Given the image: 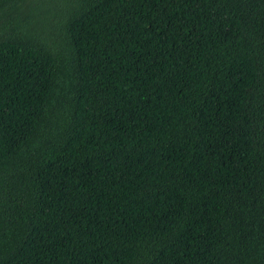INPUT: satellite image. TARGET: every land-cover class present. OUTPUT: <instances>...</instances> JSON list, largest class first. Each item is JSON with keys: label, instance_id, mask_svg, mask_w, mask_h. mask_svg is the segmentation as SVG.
<instances>
[{"label": "trees", "instance_id": "1", "mask_svg": "<svg viewBox=\"0 0 264 264\" xmlns=\"http://www.w3.org/2000/svg\"><path fill=\"white\" fill-rule=\"evenodd\" d=\"M0 264H264V0H0Z\"/></svg>", "mask_w": 264, "mask_h": 264}]
</instances>
